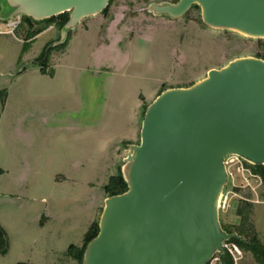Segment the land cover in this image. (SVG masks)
Segmentation results:
<instances>
[{"label":"rangeland","instance_id":"rangeland-1","mask_svg":"<svg viewBox=\"0 0 264 264\" xmlns=\"http://www.w3.org/2000/svg\"><path fill=\"white\" fill-rule=\"evenodd\" d=\"M175 1L112 0L105 13L83 20L72 31L67 47L53 50L48 57V68L59 67L56 85L30 76L16 77L36 67L34 61L41 60L45 46L60 39V22L26 17L0 22L5 31L0 34V90L10 93L6 114L54 116L70 124L79 121L84 132L67 140L84 151L86 160L74 181L60 179L55 184L36 178L30 184L1 189L0 225L7 232L9 248L6 255L0 254V264H80L67 255L68 248H82L91 225L99 223L104 200L110 196L105 186L111 174L121 175L128 146L140 143L145 111L155 94L189 87L206 78L210 70L237 58L264 59V39L211 29L203 23L199 7L179 19L147 11L151 4ZM19 21L14 31L6 26ZM46 28L50 29L38 37L30 52L22 53L23 46H31V39ZM141 97L148 100L138 111V136L134 137ZM2 106L0 95V117ZM240 166L236 162L228 168L233 176L224 191L229 199L221 207V222L234 230L240 224L239 203L247 200L254 205L253 224L264 229L262 179L247 171L246 181L237 172ZM63 171L73 172L66 167ZM218 258L210 264H221ZM238 264L257 263L244 252Z\"/></svg>","mask_w":264,"mask_h":264},{"label":"water","instance_id":"water-1","mask_svg":"<svg viewBox=\"0 0 264 264\" xmlns=\"http://www.w3.org/2000/svg\"><path fill=\"white\" fill-rule=\"evenodd\" d=\"M111 0H0V22H35L70 13L60 39L102 14ZM194 6L214 30L264 39V0H179L147 11L172 19ZM264 166V59L237 58L189 87L164 90L148 105L140 143L121 168L128 189L108 197L99 233L82 264H210L239 239L221 222L227 157Z\"/></svg>","mask_w":264,"mask_h":264},{"label":"crops","instance_id":"crops-1","mask_svg":"<svg viewBox=\"0 0 264 264\" xmlns=\"http://www.w3.org/2000/svg\"><path fill=\"white\" fill-rule=\"evenodd\" d=\"M48 29H44L31 39L33 42L25 53L30 52L38 37ZM51 30L54 31V29ZM94 40L98 41L97 34H95ZM52 41L51 39L50 42ZM65 52L66 50L62 53L64 54ZM58 69V66H50L47 68V72L43 73L41 67L36 66L31 71L24 70L16 78L22 79L25 76H30L39 78L48 85H56L58 84ZM3 91L0 90V92ZM160 91L155 94L152 102L160 94ZM146 100L148 99L141 97L136 108L135 122L133 124L136 131L134 137L138 136L137 114ZM9 109L10 93L8 94L7 92L0 117V191H3L1 189H6L8 185L30 184L31 182L44 181L45 179L55 182V184H58L60 179L63 182L74 181L75 176L79 175L80 169L85 167L86 160L84 151H81L77 146H71L67 138L70 135L76 137L79 132H84V124L79 123V121H74L70 124V121L61 120V118L56 120L54 116L50 119L46 115L40 117L30 113H27L28 115L10 112L6 114ZM134 137H131V139L125 138L123 141L132 140ZM65 167L67 169L71 168L73 172H64ZM113 176L115 174H111L110 178ZM257 231L264 243V229L257 228ZM76 247L80 248L81 246Z\"/></svg>","mask_w":264,"mask_h":264},{"label":"trees","instance_id":"trees-1","mask_svg":"<svg viewBox=\"0 0 264 264\" xmlns=\"http://www.w3.org/2000/svg\"><path fill=\"white\" fill-rule=\"evenodd\" d=\"M108 8L103 13H105L108 10ZM26 18L31 19L29 17H26ZM69 18H70V13H65L57 17L48 19V20H44L42 22L46 21V22L54 23L56 21H59L60 27L62 30L64 25L69 21ZM42 31L43 30H40L39 32L36 33V35H38ZM71 33L69 35L68 41L64 45L59 46V47H50L53 42L49 43L44 48V51L41 54V60L39 61L37 58L34 61L35 65L41 67V71L43 73L47 72V68H48L47 62H48V57L50 53L55 49L66 48L71 38ZM28 49H29V46L24 45L22 53L27 52ZM163 91H161L160 94ZM0 95L2 96V102L4 104L6 96H7V92L6 91L0 92ZM247 167L252 171L254 175L261 177L262 183L264 185V166H254V165L247 164ZM127 189H128V186L126 182L124 181L122 172H121V175L119 176L111 177L109 180V183L105 186V191L110 195L109 197L122 194L126 192ZM253 207L254 205L248 202L247 200H241L239 203L238 209H237V216L240 219V224L235 226L234 230L228 229L224 226L223 228L228 233H237L240 238L234 239L231 242L236 243L243 252L250 253L255 259L257 264H264V243L260 239L259 233L251 220L252 214H253ZM98 233H99V223L97 224L93 223L90 229L88 230V232L85 234L84 245L82 246V248H77L76 246L72 245L69 247L67 255L79 261L80 264H82L87 245L89 244L91 240H93L98 235ZM8 248H9V244L7 240V233L0 225V254L6 255L8 253ZM220 259H221V264H234L232 257L228 253H225L224 255L220 256Z\"/></svg>","mask_w":264,"mask_h":264},{"label":"built area","instance_id":"built-area-1","mask_svg":"<svg viewBox=\"0 0 264 264\" xmlns=\"http://www.w3.org/2000/svg\"><path fill=\"white\" fill-rule=\"evenodd\" d=\"M19 24H20V21L19 22H12L9 25L6 24V26L11 27V29L14 31L19 26ZM3 29H4V27H2L0 24V34L5 33V31ZM236 162L241 163V166L239 168H236V167L235 168L238 170L237 172L240 175L245 177L246 181H248V178L246 177L247 171H249L252 176L259 177V176L254 175L252 173V171L247 167V164H249V163H247L244 160L242 161V159L237 157V156H230V157L226 158L225 164L227 166V169L229 168V166H232L234 168V165L236 164ZM228 172H229V169H228ZM229 175H230V177L233 176L231 172H229ZM228 199H229V194L223 193L222 199H221V207H225L228 204ZM223 249H224V253H228L232 257L234 264H238L239 261L242 260L244 257V252L234 242L229 241V242L224 243ZM218 259H219V261H221L220 255H219Z\"/></svg>","mask_w":264,"mask_h":264},{"label":"flooded vegetation","instance_id":"flooded-vegetation-1","mask_svg":"<svg viewBox=\"0 0 264 264\" xmlns=\"http://www.w3.org/2000/svg\"><path fill=\"white\" fill-rule=\"evenodd\" d=\"M178 1H179V0H176L174 3L178 2ZM194 7H195V6H194ZM194 7H193V8H194ZM193 8H191V10H192Z\"/></svg>","mask_w":264,"mask_h":264}]
</instances>
